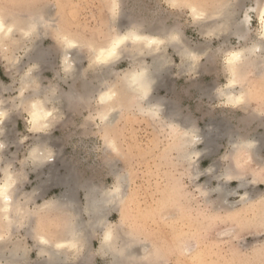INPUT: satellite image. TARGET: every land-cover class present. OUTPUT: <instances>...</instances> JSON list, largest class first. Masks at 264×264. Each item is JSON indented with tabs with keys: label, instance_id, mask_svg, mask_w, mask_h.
Wrapping results in <instances>:
<instances>
[{
	"label": "rangeland",
	"instance_id": "1",
	"mask_svg": "<svg viewBox=\"0 0 264 264\" xmlns=\"http://www.w3.org/2000/svg\"><path fill=\"white\" fill-rule=\"evenodd\" d=\"M113 1L0 0V11L6 16L23 15L52 7V25L41 45L50 54L41 65L43 70L38 77L41 81L37 79V83L44 88L58 84L62 90H69L72 85L81 90L84 81L89 80L102 90L96 74L100 68L91 65L92 52L87 45L103 44L117 32L119 27L111 13ZM231 2L238 3L237 0H178L176 4L171 0H120L121 11L140 25L172 26L191 44L210 43L211 61L202 57L200 73L194 75L183 73L180 56L174 49L168 50L173 61L166 68L156 96L163 100V108L168 113L179 114L177 119L182 124L179 127L145 112L130 95L123 96V110L110 126L97 113L100 104L96 90L54 122L49 136L57 163L38 175L24 163L41 136L30 130L29 115L24 108L13 110L7 125L8 136L3 139L6 146L1 155L3 162L0 161V183L4 179L3 169L11 164L9 169L18 178L16 194L25 195L21 203L27 202L23 205L24 219L15 222L11 230L0 211V247L5 246V256L17 246L27 247V257L20 264H45L47 257L39 255L31 231L36 228L37 233L52 241L69 231L73 213L45 205L65 190L57 181L42 184L48 178V170L58 166V174L65 176L69 171L83 185L98 186L102 190L114 189L119 177H123V196L117 205L109 208L105 225L92 230L82 254L70 257L66 264H111V256L102 252L108 227L115 232L121 227L124 235L133 240L141 264H264V145L258 153L245 147L235 152L232 140L237 134L263 140L264 72L258 73L252 62L244 64L247 67L243 71V66L240 68L234 86L237 92H245L244 102L229 104L222 96L231 77L224 60L227 51L255 43L260 21L258 12L250 10L252 25L247 40L230 35L224 43L230 31L229 25L227 28L222 25L223 11ZM246 4L247 8L256 6V1ZM193 8L209 14L210 18H195ZM215 14L218 17H213ZM244 15L245 11L240 9L239 16ZM126 26H121V30ZM60 32L86 45L78 62L84 70L83 77L74 83L61 80L64 72ZM29 45L26 42L17 52L21 62L16 67L7 61L11 53L7 48L12 46L0 45V97L7 103L18 95L20 75L32 64ZM136 51V47L126 49L125 57L113 64L116 72L105 82H112L115 76L133 67L130 58H138ZM144 59L150 61L149 56ZM1 87L11 88L2 91ZM192 128L201 139L196 150L204 151V155L189 161L184 157L187 147L181 137L182 132ZM210 133L212 141L206 144L203 138ZM43 139L46 138L43 136ZM261 142L264 144V140ZM228 167L232 181L220 178ZM238 177L249 184L240 187ZM221 184L231 192L226 204H222L217 192L211 196L205 193ZM247 191L251 200L246 204L242 199ZM78 198L82 205L86 203L84 189L78 191ZM141 247H146V252Z\"/></svg>",
	"mask_w": 264,
	"mask_h": 264
},
{
	"label": "bare ground",
	"instance_id": "2",
	"mask_svg": "<svg viewBox=\"0 0 264 264\" xmlns=\"http://www.w3.org/2000/svg\"><path fill=\"white\" fill-rule=\"evenodd\" d=\"M171 1L173 4L178 2V0ZM237 1V5L231 2V4L228 3L226 5L227 7L224 11L221 10L223 11L222 25L225 28L229 25L228 28L230 31L227 35L228 37H225L224 43H226L230 35L237 36L241 41L247 40L252 25V16L249 13L250 10L258 12L260 30L258 39L255 43L236 50L229 49L225 55V64L227 65L231 77L227 89L222 92V96L226 97L227 103L229 104L244 102L245 92H237L234 88L237 73L244 64L252 62L257 67L256 70L258 73L264 72V20H262V18H264V0H255L256 6H251L249 8H247L246 3L252 0ZM120 6V0H114L111 8L112 20L116 27H119L118 30H116L117 32L112 34L103 44L87 45L92 52L90 60L91 65L100 68L98 71L99 73L96 74L99 81L98 83L103 85L102 90H99L98 86L96 87L93 84L94 82L91 83L89 80H86V82L84 81L81 90L74 85L70 86L69 90H62L59 88L58 84L44 88L37 83L38 80L41 81V79L38 78L43 70V66L41 67V65L45 62L47 55L50 54L49 51L41 47V45L48 36V29L52 25L50 18L53 13L52 7L48 6L46 11L27 12L28 14L24 12L25 14L23 15L6 16L0 11V45H4L3 48H5L7 44L12 46L11 49L9 47L7 48L8 51L11 52L9 53L10 55H7L9 65L11 67L19 65L21 61H19L16 54L23 48L26 42L30 43L28 54L32 61V64L29 65V67L27 66L28 68L25 72L20 75L18 95L15 99H12L14 101H9V103H7L6 100L0 97V159L6 146V140L4 141L3 139L8 136L7 125L12 118L13 110L24 108L29 115L30 130L41 136L30 150L24 166H31L34 173L37 172L39 175L47 166L50 167L55 165V163H57V155L55 154V150L52 149V145H50L51 137L49 136L52 125L61 118L60 116L62 114H65L66 111L74 107L78 102H81L83 97L96 90L99 91L98 101L100 104V111L97 113H99L104 123L112 125L116 122L121 110H123V96L130 95L134 97V100L138 101L142 107L141 109L145 112L154 117L160 116L162 119L164 118L170 121L171 125H176L178 127L182 125L177 119L179 114L176 113V111L174 113H168L166 109L163 108V100H159L156 96L157 90L160 89L162 85L163 76L166 74V68L169 67L173 61L168 50L172 48L180 56L182 60L181 71L183 73L194 75L200 73L202 57H205L208 62L211 61L210 43L191 44L181 32L177 31L172 26L166 27L163 25L162 27H153L140 25L130 20L128 15L121 11ZM240 9L245 11L244 17L239 16ZM192 12L194 14L193 16L197 19H201L202 17H206V19L210 18L209 14L197 8H193ZM215 15L213 17H218V14ZM215 20H217V18ZM124 24H127V26L124 27L125 30H121L120 27L124 26ZM59 39L62 43L61 67L64 72V76L61 77V80H72L74 83L76 79L84 73V70L82 71L79 68L78 62L81 61L83 56L81 54V49L86 47V45L73 40L61 32L59 33ZM130 47L138 48V52L136 51L138 58L129 57L133 67L128 70L125 69V72L115 76L112 82H105L109 76L114 75L116 72L113 68V64L123 59L125 57V50ZM148 56L150 57V61L144 59ZM244 67L245 66H243L241 70ZM10 88L11 87H1V90L7 91ZM194 132L193 128L187 129L182 132L181 137L183 139V144L187 147L184 157L189 161H192L195 156L204 155V151L196 150V145L201 139L198 138L200 135ZM43 136L46 139H43ZM232 138L235 152H237L236 150L239 148L245 147L258 153L264 145L261 142L264 140V137L262 140L257 137L245 138L237 134L235 138ZM203 140H205L204 142L206 144L210 143L212 141L211 133L210 136H204ZM208 147L206 149H208ZM0 161H2V159ZM64 164H66V162ZM10 165L3 169L4 179L2 178L3 181L0 183V211H2L3 219L11 230L15 222L23 218V213L25 212L23 205H25L27 201L21 203V197L26 198L25 195L23 197L21 194H16V190L18 189V178L17 175L9 169ZM56 167L58 166H55L54 169H47L49 171H47L48 178L42 184L49 185L50 182L57 181V184H61L65 190L62 195L60 194L61 196L55 197L54 200L47 202L45 205L69 210L73 215L71 216L72 220H70L71 225L69 231L61 234L55 241L48 239L43 234L37 233L36 228L31 231V235L35 237L36 244L38 245L39 255L47 257L45 259V264H66L70 260V257H77L82 254L86 246L85 242L92 234L91 231L95 229L99 230V228L105 225L109 208L117 205L120 198L123 196V177L121 176L114 189L102 190L98 186L83 185L84 183H81L82 181L80 182L77 176L72 173L70 174L69 171L65 176L58 174L59 171L57 172L58 168L56 169ZM22 174L24 175V173ZM41 175L38 177L41 178ZM220 178L232 181L231 169L228 167L224 170ZM238 179L240 187L244 188L249 184L243 177H238ZM80 189L86 191V203L84 205L79 202L78 191ZM45 190H47V188ZM214 192H217L220 196L222 204H226L231 193L227 191L222 184L214 189L206 190L205 193L206 196L207 194L211 196ZM249 200H251V198L248 196L247 191V193L243 195L242 202L247 204ZM27 214L32 215L30 213ZM118 231L119 232H115L113 228L110 227L106 228L102 240V252L105 255L108 254L111 256V264H141V257L134 246L133 240L124 235L121 227ZM0 241H2V239H0ZM4 247H0V264H20V262H23L27 257V247L17 246L7 253L9 254L8 256H5ZM141 250L142 252H146V247H141Z\"/></svg>",
	"mask_w": 264,
	"mask_h": 264
},
{
	"label": "snow or ice",
	"instance_id": "3",
	"mask_svg": "<svg viewBox=\"0 0 264 264\" xmlns=\"http://www.w3.org/2000/svg\"><path fill=\"white\" fill-rule=\"evenodd\" d=\"M262 20H264V18H262Z\"/></svg>",
	"mask_w": 264,
	"mask_h": 264
}]
</instances>
